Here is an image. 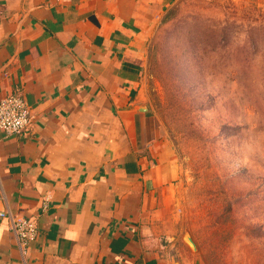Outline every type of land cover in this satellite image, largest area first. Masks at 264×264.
Segmentation results:
<instances>
[{
  "label": "crops",
  "instance_id": "obj_1",
  "mask_svg": "<svg viewBox=\"0 0 264 264\" xmlns=\"http://www.w3.org/2000/svg\"><path fill=\"white\" fill-rule=\"evenodd\" d=\"M175 1L0 0V101L32 114L0 130V211L39 226L23 251L0 218V264H197L172 243L178 168L144 85Z\"/></svg>",
  "mask_w": 264,
  "mask_h": 264
},
{
  "label": "rangeland",
  "instance_id": "obj_2",
  "mask_svg": "<svg viewBox=\"0 0 264 264\" xmlns=\"http://www.w3.org/2000/svg\"><path fill=\"white\" fill-rule=\"evenodd\" d=\"M232 2L176 0L144 74L178 168L172 243L197 264H264V31L225 25Z\"/></svg>",
  "mask_w": 264,
  "mask_h": 264
},
{
  "label": "built area",
  "instance_id": "obj_3",
  "mask_svg": "<svg viewBox=\"0 0 264 264\" xmlns=\"http://www.w3.org/2000/svg\"><path fill=\"white\" fill-rule=\"evenodd\" d=\"M32 122V114L21 93H14L0 101V130L6 134L21 135L25 133ZM48 206L43 202L42 209ZM9 217L11 229L17 238L19 247L24 251L39 235L38 220L36 217L26 218L0 211V218Z\"/></svg>",
  "mask_w": 264,
  "mask_h": 264
},
{
  "label": "trees",
  "instance_id": "obj_4",
  "mask_svg": "<svg viewBox=\"0 0 264 264\" xmlns=\"http://www.w3.org/2000/svg\"><path fill=\"white\" fill-rule=\"evenodd\" d=\"M226 9L225 25H243L247 32L259 29L264 31V0H241L232 2Z\"/></svg>",
  "mask_w": 264,
  "mask_h": 264
},
{
  "label": "bare ground",
  "instance_id": "obj_5",
  "mask_svg": "<svg viewBox=\"0 0 264 264\" xmlns=\"http://www.w3.org/2000/svg\"><path fill=\"white\" fill-rule=\"evenodd\" d=\"M187 241H188V243H189V244H191V245H192V242L190 241V239H189V238L187 239Z\"/></svg>",
  "mask_w": 264,
  "mask_h": 264
},
{
  "label": "water",
  "instance_id": "obj_6",
  "mask_svg": "<svg viewBox=\"0 0 264 264\" xmlns=\"http://www.w3.org/2000/svg\"><path fill=\"white\" fill-rule=\"evenodd\" d=\"M190 239V238H189ZM190 241L192 242V245L195 247V244L193 243L192 239H190Z\"/></svg>",
  "mask_w": 264,
  "mask_h": 264
}]
</instances>
